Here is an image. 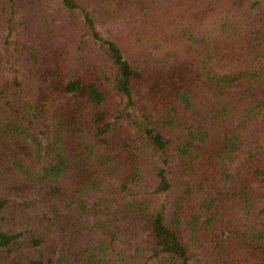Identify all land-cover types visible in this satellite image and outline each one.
Here are the masks:
<instances>
[{
	"label": "trees",
	"instance_id": "1",
	"mask_svg": "<svg viewBox=\"0 0 264 264\" xmlns=\"http://www.w3.org/2000/svg\"><path fill=\"white\" fill-rule=\"evenodd\" d=\"M0 264H264V0H0Z\"/></svg>",
	"mask_w": 264,
	"mask_h": 264
},
{
	"label": "rangeland",
	"instance_id": "2",
	"mask_svg": "<svg viewBox=\"0 0 264 264\" xmlns=\"http://www.w3.org/2000/svg\"><path fill=\"white\" fill-rule=\"evenodd\" d=\"M139 91H141V90H139ZM142 242H143L144 244H146V238H145V237H143Z\"/></svg>",
	"mask_w": 264,
	"mask_h": 264
}]
</instances>
